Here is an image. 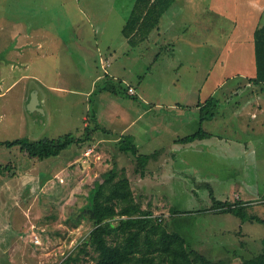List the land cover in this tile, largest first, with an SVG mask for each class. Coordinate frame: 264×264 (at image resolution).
<instances>
[{
  "label": "rangeland",
  "instance_id": "obj_1",
  "mask_svg": "<svg viewBox=\"0 0 264 264\" xmlns=\"http://www.w3.org/2000/svg\"><path fill=\"white\" fill-rule=\"evenodd\" d=\"M134 2L0 0V141L80 136L87 125H102L84 146L70 144L33 164L18 146L0 145V164L17 160L19 172L0 176V264H60L69 255L78 259L68 264H95L91 244L81 251L91 221L75 226L69 214L113 169L129 176L143 207L190 248L229 264L262 252L264 223L212 209L213 196H241L252 202L250 215L264 218V89L250 82L253 41L231 48L240 26L223 5L175 0L133 45L123 26ZM210 97L219 99L214 118L200 124L195 111L197 119L174 123L175 112L180 120L190 111L182 106ZM140 114L136 125L155 127L140 152L164 148L168 157L158 166L152 160L143 174L132 154L99 142ZM200 127L213 137L176 145L179 157L168 156L174 139Z\"/></svg>",
  "mask_w": 264,
  "mask_h": 264
},
{
  "label": "trees",
  "instance_id": "obj_2",
  "mask_svg": "<svg viewBox=\"0 0 264 264\" xmlns=\"http://www.w3.org/2000/svg\"><path fill=\"white\" fill-rule=\"evenodd\" d=\"M173 2L174 0H135L132 12L123 26V33L129 42L135 45L140 39L147 37L158 26L160 17ZM254 45L257 69L255 76L250 77V82L261 85L264 89V24L257 26L254 31ZM218 102V98L210 97L199 103L200 124L216 116ZM98 129H102L101 124L94 127L87 125L84 135L80 136L69 132L52 139L33 140L21 137L0 141V145L18 146L33 164L32 161L58 155L70 144L84 146L85 141L94 139V133ZM212 134L200 127L177 140L192 142ZM117 144L121 152L134 156L142 174L147 172L150 160L159 153L158 150L150 154L140 153L132 134H122ZM16 163L17 160L0 164V176L18 175ZM103 178L90 189L87 204L75 207L68 220L75 226H79L83 219L91 221L93 227L89 240L81 247V251L86 252L87 244H91L97 252L95 264H229L226 258L212 259L190 248L183 235L174 230L170 231L158 216L143 207L134 194L129 176L123 174V171L119 175L116 169L110 170ZM213 203L212 209L217 211L231 212L243 221L257 220L264 223V218L248 213L247 207L252 202L241 196L235 201L218 200L213 196ZM116 218L118 222L114 223ZM262 244V252L244 258L240 264H264V237ZM77 259L78 257L69 255L60 264H68Z\"/></svg>",
  "mask_w": 264,
  "mask_h": 264
},
{
  "label": "crops",
  "instance_id": "obj_3",
  "mask_svg": "<svg viewBox=\"0 0 264 264\" xmlns=\"http://www.w3.org/2000/svg\"><path fill=\"white\" fill-rule=\"evenodd\" d=\"M174 2H175V0H174ZM211 3L212 4L214 3L213 8H215V9H218L219 6L223 5V11L224 12H227L230 10L229 12H231V13H228L225 15H228V16L232 15L235 23H237V25L240 26V28H238L234 34L235 37L231 42V44H232L231 48H237V47L239 48L242 45H245L248 41H253V44H254V31L257 28V26L264 24V22L261 21L262 13H264V9H263L264 8L263 7L264 6V0H211ZM28 42H29V40H28ZM254 57H255V45H254ZM254 65H253V67H255V68H253V71L254 70L255 71L251 77H254L256 74V69H257L256 68V62ZM34 78H36V77H34ZM214 91L215 90H213L212 94L214 93ZM134 92H135V90L132 93H134ZM203 101H205V100H201V102H203ZM182 107H189L190 111L186 112L187 114H185L183 117H181L180 120L178 119V117L182 114V111L175 112L174 123L176 122V120H178V126L179 127L184 126L186 124V122H190L193 119H197L196 115H195V111L198 112L200 110V107L197 105L193 106V107H191L190 105L182 106ZM198 115H199L198 120L200 121V114H198ZM252 117H257V114L255 112L252 113ZM142 118H143V116L140 114L135 120L130 122V124H128L122 130V132L113 133V134L107 133V136L101 137L99 139V142H101V143L104 142V144H105V143H107L106 141H108L109 145L116 143V145L118 146L117 143H118L121 135L129 133V134H132L135 136V143L137 144L138 148H140L139 142L140 143L148 142L149 135L155 129V127H152V123H149V122L142 123L141 126L136 125L138 122L142 121ZM136 126H138V127H136ZM151 127H152V129H151ZM129 130H130V132H127ZM96 132H97V130L94 133V139H95ZM210 137H213V136L211 135L209 137L200 139L199 143L203 144V142L201 140H204V139H205V143H206L207 138H210ZM178 138L174 139V145L172 146V150L168 152V156H170L171 158L179 157L178 153H176L177 149H175V146L184 144V142L178 141L177 140ZM150 139L154 140L155 138L152 135L150 137ZM69 147H67L65 149L67 150V149H69ZM65 149H63L62 151H64ZM156 150H158L159 153L155 157H153V159H151L150 162L152 160H154V161H156L154 164L156 166H158L159 162L157 163V161H161L162 158H163L162 160H164L165 158L168 159V157L165 155L166 150L164 148H159ZM139 152H140V149H139ZM150 153H152V152H150ZM150 153H147V154H150ZM75 154H76V152L74 153V156H75ZM144 154H146V153H144ZM71 155H73V154H71ZM50 157H52V156H50ZM150 162H149V164H150ZM35 167H36V165L33 168H31V170L35 169ZM28 172H31V171H28ZM249 190H251V189L249 188ZM246 191L248 192V189H246ZM257 191L259 193L260 188L259 189L257 188Z\"/></svg>",
  "mask_w": 264,
  "mask_h": 264
},
{
  "label": "built area",
  "instance_id": "obj_4",
  "mask_svg": "<svg viewBox=\"0 0 264 264\" xmlns=\"http://www.w3.org/2000/svg\"><path fill=\"white\" fill-rule=\"evenodd\" d=\"M132 92L134 91V90H131ZM35 242H40V240H39V238H38V236H36V238H35Z\"/></svg>",
  "mask_w": 264,
  "mask_h": 264
},
{
  "label": "water",
  "instance_id": "obj_5",
  "mask_svg": "<svg viewBox=\"0 0 264 264\" xmlns=\"http://www.w3.org/2000/svg\"><path fill=\"white\" fill-rule=\"evenodd\" d=\"M35 108H38V107H35ZM31 110H32V113H34V114L36 113V111H38V110L32 109V108H31Z\"/></svg>",
  "mask_w": 264,
  "mask_h": 264
}]
</instances>
